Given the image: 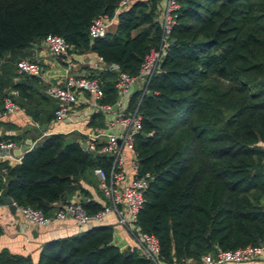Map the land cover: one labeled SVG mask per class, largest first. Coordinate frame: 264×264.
I'll return each mask as SVG.
<instances>
[{
  "label": "trees",
  "instance_id": "1",
  "mask_svg": "<svg viewBox=\"0 0 264 264\" xmlns=\"http://www.w3.org/2000/svg\"><path fill=\"white\" fill-rule=\"evenodd\" d=\"M118 1L0 0V110L10 96L38 127L54 119L39 77L15 65L47 35L62 37L71 46L67 54L88 51L101 59L105 67L87 76L100 80V103L112 104L117 73L137 74L162 35V0H133L115 14L113 27L89 37L92 19L112 16ZM177 4L166 48L144 82L151 94L132 92L125 110L140 116L132 146L137 174L150 175L134 223L157 240L160 264L264 246V0ZM102 116L91 113L87 125L103 126ZM80 138L47 133L15 165L0 162L1 197L50 216L52 204L76 190L87 214L101 209L79 181L93 167L107 172L111 157L82 149ZM0 264L155 263L135 245L119 248L112 226L100 224L44 241L35 260L1 249Z\"/></svg>",
  "mask_w": 264,
  "mask_h": 264
},
{
  "label": "built area",
  "instance_id": "2",
  "mask_svg": "<svg viewBox=\"0 0 264 264\" xmlns=\"http://www.w3.org/2000/svg\"><path fill=\"white\" fill-rule=\"evenodd\" d=\"M132 1L119 0L112 16L99 15L93 18L88 26V36H102L110 28L115 14ZM177 7V0L161 1L160 21L162 35L159 47L149 50L144 55L137 74L130 76L123 72L117 73V78L114 82L116 91L115 102L118 103L117 106H119L120 111H117V108L114 109L113 104L100 103L103 91L100 80L95 76L75 75L69 69H65L62 83L45 82L44 93L55 104L54 119L52 120L54 122L63 120L72 106L79 102L76 95L77 92H84L88 95L87 105L92 111H99L104 116H107V114L112 115L106 119L104 128L89 127L87 131L81 132L83 138L79 139L85 145L84 150L110 156L111 166L107 172L101 167L92 168L93 175L96 177L97 189L103 198L101 209L96 212L87 214L82 208L79 198H73L62 202L50 216L44 215L41 210L36 208L27 206L18 207L15 205V210L22 218L37 226H46L53 221L64 222L70 219L76 226L88 228L93 225L104 224V216L112 214L115 225L123 228L132 245L138 247L141 254L150 258L155 264H160L157 240L151 234L140 231L134 223L136 215L144 201L143 193L150 175L148 172L137 174V162L132 141L134 134L140 129V116L136 108L125 112V105L128 96L132 92L141 90L142 93H145L147 91L144 88V82L155 68L161 54L166 48L169 30L174 22V12ZM43 42L46 48L56 56L66 55L67 51L71 48L58 35H47L43 39ZM96 58L99 62L103 63L99 57ZM15 65L20 72L42 78L39 65L36 62L28 59H19ZM109 66L115 68L112 64H109ZM138 79H141L143 84L135 90L134 84ZM10 94L15 95L16 91L11 90ZM21 110L20 106L10 96H6L2 103L0 117ZM112 110L118 113L112 114ZM13 146L14 143L10 141L0 142V156L7 155L9 149ZM262 249V245H246L232 250H218L213 254L205 253L197 261L180 258L175 260L173 264L241 263L259 256Z\"/></svg>",
  "mask_w": 264,
  "mask_h": 264
},
{
  "label": "crops",
  "instance_id": "3",
  "mask_svg": "<svg viewBox=\"0 0 264 264\" xmlns=\"http://www.w3.org/2000/svg\"><path fill=\"white\" fill-rule=\"evenodd\" d=\"M114 25L115 18L110 27H113ZM22 53L24 57L21 59H27L25 57H30L33 59V62H36L39 65L42 74V78L39 79L43 86L46 81L62 83L65 69H69V71L75 75H88L93 69H103L105 67L104 63L99 62L97 58L88 51L56 56L46 48L43 41L38 45L33 43V46L30 45V48ZM142 84L141 79L136 80L134 89L137 90ZM76 95L79 102L72 106L66 117L61 121H51L47 125H43V129H41L42 125L38 127V124L33 122L23 110L2 115L0 117V135H12L16 136L18 139L16 141L8 140L13 142L14 146L9 149L7 155L0 156V162H6L10 166L15 165L19 162L22 154L47 133H74L75 137L76 134H78L83 138L81 132L89 129L87 122L90 114L94 111H92L87 105L88 95L86 93L77 92ZM112 104L114 109L117 108V111H120L117 102L114 101ZM111 113L115 114L118 112L112 110ZM111 116V114H107V116L103 115V126L94 127L101 129L104 128L106 125V119ZM259 145L264 148V143L260 142ZM0 179L1 183L5 181L3 169L0 170ZM79 184L86 189L92 200L100 204L103 202V198L97 189L96 177L93 175L92 170L86 175L85 179L79 181ZM2 191L3 189L1 190L0 188V250L6 249L13 254L29 255L35 260L40 245L44 241L77 233L86 228L76 226L70 219L65 220L64 222L53 221L46 226H37L22 218L16 210L11 212L3 201L4 196L1 197ZM73 198H79L76 190L72 193L64 194L61 199L55 201L52 204L53 210H55L62 202ZM104 220V224H113L112 242L115 245L121 249L132 245L131 240L126 235L123 228L115 225L112 214L105 215ZM226 264H264V246L261 254L249 261Z\"/></svg>",
  "mask_w": 264,
  "mask_h": 264
},
{
  "label": "water",
  "instance_id": "4",
  "mask_svg": "<svg viewBox=\"0 0 264 264\" xmlns=\"http://www.w3.org/2000/svg\"><path fill=\"white\" fill-rule=\"evenodd\" d=\"M30 45L33 46V43H31ZM145 94H146V95H150V94H151V91H150V90H147V91L145 92ZM43 128H44V126L42 125V126H41V129H43ZM78 143H79V145H80V147H81L82 149L85 148V145H84L83 142H81V141L78 140ZM71 179H72V180H77V179H78V175H76V176H72ZM2 194H5V190L2 191ZM4 203L8 206V208L10 209L11 212H14V211H15L16 206H15V204L12 203V201H11V199H10L9 197L6 196V197L4 198ZM205 240H206V245L209 247V246H210V241H209L208 236L205 237Z\"/></svg>",
  "mask_w": 264,
  "mask_h": 264
}]
</instances>
